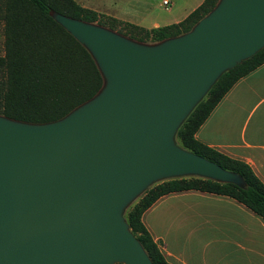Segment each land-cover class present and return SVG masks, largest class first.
Instances as JSON below:
<instances>
[{
    "label": "water",
    "instance_id": "obj_1",
    "mask_svg": "<svg viewBox=\"0 0 264 264\" xmlns=\"http://www.w3.org/2000/svg\"><path fill=\"white\" fill-rule=\"evenodd\" d=\"M48 14L103 84L53 121L0 115V264H152L122 215L149 185L185 176L244 185L174 136L221 73L264 47V0H217L155 43Z\"/></svg>",
    "mask_w": 264,
    "mask_h": 264
},
{
    "label": "trees",
    "instance_id": "obj_2",
    "mask_svg": "<svg viewBox=\"0 0 264 264\" xmlns=\"http://www.w3.org/2000/svg\"><path fill=\"white\" fill-rule=\"evenodd\" d=\"M217 0H203L177 23L154 28L118 20L84 8L73 0H0V115L28 123L61 118L92 97L103 79L87 50L60 27L49 10L106 27L141 43H155L188 31ZM264 61V47L221 73L175 132L179 147L235 172L243 186L197 176L163 179L149 185L124 212V220L152 264L165 261L143 226L140 216L158 197L174 191L195 189L229 196L264 221V184L245 163L228 158L194 138L207 114L241 76Z\"/></svg>",
    "mask_w": 264,
    "mask_h": 264
},
{
    "label": "crops",
    "instance_id": "obj_3",
    "mask_svg": "<svg viewBox=\"0 0 264 264\" xmlns=\"http://www.w3.org/2000/svg\"><path fill=\"white\" fill-rule=\"evenodd\" d=\"M98 13L154 28L177 23L203 0H167L163 14L129 0H73ZM214 151L248 165L264 184V61L238 78L194 132ZM140 220L169 264H264V221L235 199L187 189L166 193Z\"/></svg>",
    "mask_w": 264,
    "mask_h": 264
},
{
    "label": "rangeland",
    "instance_id": "obj_4",
    "mask_svg": "<svg viewBox=\"0 0 264 264\" xmlns=\"http://www.w3.org/2000/svg\"><path fill=\"white\" fill-rule=\"evenodd\" d=\"M160 4H161V0H129L128 1V7L135 9L136 12L146 11L147 13L151 12L153 14H156V13L157 14H163L164 13V9L160 6ZM1 41H2V36H1V22H0V54L2 53ZM174 141H175V138H174ZM175 143H176V141H175ZM136 198L132 202H134L136 200ZM129 205H127L124 208L122 215L127 210V207Z\"/></svg>",
    "mask_w": 264,
    "mask_h": 264
},
{
    "label": "built area",
    "instance_id": "obj_5",
    "mask_svg": "<svg viewBox=\"0 0 264 264\" xmlns=\"http://www.w3.org/2000/svg\"><path fill=\"white\" fill-rule=\"evenodd\" d=\"M163 4H167V1L166 0H163Z\"/></svg>",
    "mask_w": 264,
    "mask_h": 264
}]
</instances>
